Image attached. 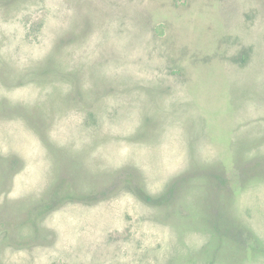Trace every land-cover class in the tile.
I'll use <instances>...</instances> for the list:
<instances>
[{
    "label": "rangeland",
    "instance_id": "374dc122",
    "mask_svg": "<svg viewBox=\"0 0 264 264\" xmlns=\"http://www.w3.org/2000/svg\"><path fill=\"white\" fill-rule=\"evenodd\" d=\"M0 264H264V0H0Z\"/></svg>",
    "mask_w": 264,
    "mask_h": 264
}]
</instances>
